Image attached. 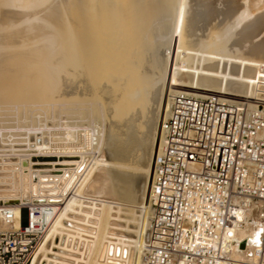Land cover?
Here are the masks:
<instances>
[{"label": "bare ground", "instance_id": "1", "mask_svg": "<svg viewBox=\"0 0 264 264\" xmlns=\"http://www.w3.org/2000/svg\"><path fill=\"white\" fill-rule=\"evenodd\" d=\"M192 1L0 0V207L13 211L6 220L0 210V230L23 225V203L52 205L32 216L51 222L29 264H142L156 243L151 186L172 93L264 103V30L244 34L264 28V0H240L202 36L188 31ZM96 109L116 130L107 144ZM10 111L22 118L3 125ZM142 138L146 153L135 148ZM36 150L60 158L37 160ZM260 217L237 212L235 257L255 253Z\"/></svg>", "mask_w": 264, "mask_h": 264}, {"label": "built area", "instance_id": "2", "mask_svg": "<svg viewBox=\"0 0 264 264\" xmlns=\"http://www.w3.org/2000/svg\"><path fill=\"white\" fill-rule=\"evenodd\" d=\"M162 127L151 186L156 243L142 264H264V103L248 109L215 92L176 90ZM51 206L22 204L23 225L0 230V264L30 262L51 222L32 216ZM241 208L261 215L258 245L245 258L233 255Z\"/></svg>", "mask_w": 264, "mask_h": 264}, {"label": "rangeland", "instance_id": "3", "mask_svg": "<svg viewBox=\"0 0 264 264\" xmlns=\"http://www.w3.org/2000/svg\"><path fill=\"white\" fill-rule=\"evenodd\" d=\"M194 1H195V3H194ZM194 1H192V4H195V6L193 7V9L194 10H192V11H190V13L192 14L193 13V15H191V23H190V27L188 26V28H189V30H188V28H187V30L189 31V33H192V31L193 30H195V32H197V30H198V32H197V35L198 36H202V35H205V33L206 32H208L207 31V29L209 30L211 27H212V23H213V25H215V23L216 24H218V25H220V24H222V22L223 23H225L224 22V20L225 21H229L228 19H233V15L235 14V12L237 11V9H239L242 5H241V2H240V0H238V1H236V0H194ZM197 3H198V5H197ZM200 3H202L201 5H200ZM191 4V5H192ZM196 6H197V9H196ZM201 6V7H200ZM199 7V8H198ZM200 9H202L201 11H200ZM197 10V11H196ZM200 12V13H199ZM189 13V14H190ZM194 14H195V17H194ZM200 14V15H199ZM262 12L261 13H258L257 14V16H262ZM228 15H229V17H228ZM221 16V17H220ZM223 16V17H222ZM231 17V18H230ZM193 22V23H192ZM254 22L255 21H253L252 23L254 24ZM205 23V25H207V26H203V24ZM211 25V26H210ZM208 26H210V28H208ZM192 27L194 28L193 30H192ZM202 28V29H201ZM204 29H205V31H204ZM264 30V28L262 27V28H252V29H250V31H249V33H247V32H245L244 34H245V36L246 37H248V38H251V36H254V35H256L257 33H260V32H262ZM200 31V32H199ZM201 33V34H200ZM248 35V36H247ZM150 54L148 53V54H145L144 56H142V58H141V60H142V62H144L146 59H147V57L149 56ZM83 76V75H82ZM79 78H80V76H78ZM76 78V76H75V80H73L74 78H72V80L71 79H69V83L64 87V89L66 90V89H68V85L70 86L69 87V89L71 88V85L72 84H75V83H77L78 81L80 82L81 81V79H79V78ZM82 78V77H81ZM72 81V82H71ZM77 81V82H76ZM92 81H90V82H86L87 83V85H85V86H87L88 88L90 87L91 88V86H92V83H91ZM88 83H89V85H88ZM93 87V86H92ZM56 100V99H55ZM72 101H74V100H72ZM72 101H69V103H67L66 104V106H74L75 105V103H72ZM71 102V103H70ZM15 105H6V107H14ZM2 107H4L3 105H1L0 104V108H2ZM36 107H37V109H35V111H34V113H39L40 111L42 112V110H41V107H42V105H36ZM15 108V107H14ZM60 111H61V113H60ZM97 111H98V109H96V113H97ZM95 112H93L94 113V115L96 114ZM10 113H12L11 115H9V114H7V115H5V116H3L2 117V121H3V125H6V123H8L9 121H14V120H21V118H22V114L18 117V119L16 118V116L15 115H13V113H14V111H10ZM31 113V112H30ZM61 114V118L62 119H65V117H66V113H67V109H63V108H59V111H58V108L56 109V114ZM26 114H28V116H30L31 114H29V112L27 113L26 112ZM57 114V115H58ZM88 114V112H86V115ZM98 116L102 119V117H103V124L101 125V127H102V131H103V137L104 138H107V139H104L105 141H106V144H107V141L109 140V138H110V135H113V133H115V135H116V130L114 131L113 130V132H112V130L111 129H113L112 127H110L111 125H112V122L113 121H110L111 119H109V117L107 116L106 117V114H104V112H103V115H102V112L100 113L99 111H98ZM32 115H34V114H32ZM89 115V114H88ZM105 115V116H104ZM91 116H93V115H91ZM32 117V116H31ZM89 119H90V117H89ZM89 119H83L82 120V122L81 123H84V124H89V122H90V120ZM6 122V123H5ZM25 125H30V123H29V121L25 124ZM53 132H54V130H53ZM110 132H111V134H110ZM107 133H108V135H107ZM137 133V137H139V138H137V137H133V139L134 138H136L137 140L138 139H141V132H136ZM110 134V135H109ZM107 136V137H106ZM109 136V137H108ZM120 139H122V140H119L118 142V144H120V145H122V146H124V145H126V144H122L123 143V140H124V137L123 138H120ZM136 139H134L133 141H130V143L129 144H131V145H134V143L136 142ZM143 139V138H142ZM143 142H144V139L141 141V142H138V143H136V145H135V148L136 149H138V147H139V152L141 153V152H143V153H146L145 151H143V146H146L147 144L144 142V144H143ZM2 144H4L3 142H1ZM0 143V144H1ZM133 143V144H132ZM1 144V145H2ZM140 147H142V148H140ZM135 148H132V149H135ZM132 149H130L129 150V152H131V151H133ZM37 152H39V151H35V153L37 154H35V156H33V157H35V159H37V160H39L38 158H40V160L41 161H58L59 160V158L60 157H58V156H56V155H53V154H46V153H41V152H39L40 154L38 155V153ZM132 153V152H131ZM52 155V156H51ZM88 156H89V154H88ZM88 159H90L89 157L87 158V160ZM10 174V173H9ZM8 174V175H9ZM18 174V173H17ZM12 174H10L9 176H11ZM67 193H69V190H68V192ZM67 193H65L66 195H67ZM250 213L251 214H254V213H252L251 211H250ZM30 263V262H29ZM29 263H27V264H29Z\"/></svg>", "mask_w": 264, "mask_h": 264}, {"label": "water", "instance_id": "4", "mask_svg": "<svg viewBox=\"0 0 264 264\" xmlns=\"http://www.w3.org/2000/svg\"><path fill=\"white\" fill-rule=\"evenodd\" d=\"M260 232V231H259ZM259 241V235H258V239H257V242ZM124 253H125V250H124Z\"/></svg>", "mask_w": 264, "mask_h": 264}]
</instances>
